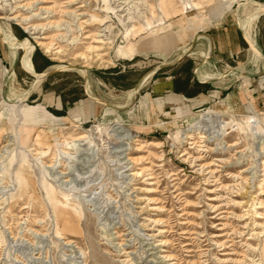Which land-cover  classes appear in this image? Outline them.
I'll use <instances>...</instances> for the list:
<instances>
[{
    "label": "rangeland",
    "instance_id": "1",
    "mask_svg": "<svg viewBox=\"0 0 264 264\" xmlns=\"http://www.w3.org/2000/svg\"><path fill=\"white\" fill-rule=\"evenodd\" d=\"M258 3L0 0V264H264Z\"/></svg>",
    "mask_w": 264,
    "mask_h": 264
},
{
    "label": "bare ground",
    "instance_id": "2",
    "mask_svg": "<svg viewBox=\"0 0 264 264\" xmlns=\"http://www.w3.org/2000/svg\"><path fill=\"white\" fill-rule=\"evenodd\" d=\"M41 1V0H40ZM256 6L254 7V8H252L253 10L252 11H247V12H245V15L243 16V21L249 26V27H251V21L255 18V17H257V15L259 14V12L260 11H263L264 10V3H258V4H255ZM45 8V7H44ZM245 10H247V9H245ZM244 14V13H243ZM253 23V22H252ZM31 25V24H30ZM38 26V25H37ZM37 26H34V25H32V27L33 28H35V27H37ZM30 27V26H29ZM26 28H27V26H26ZM253 28V27H252ZM27 30V29H26ZM35 31V30H34ZM242 32V36H243V38L245 39V41H246V43H247V46H249L250 48H248V50L252 53L251 55L253 56L254 55V53H255V55L258 57V58H262L263 56H262V54L258 51V49H257V47H255V45H254V38H253V36H252V40H250L249 38H248V36L243 32V31H241ZM11 36V35H10ZM36 38H38V40H37V44H39V45H42L43 47H47V43L43 40V39H45V36L44 35H39V36H36ZM18 43V42H17ZM211 47V46H210ZM210 53V52H209ZM211 54V53H210ZM209 54V55H210ZM183 55V54H182ZM250 56V55H249ZM251 60V59H250ZM264 60V59H263ZM203 64V63H202ZM242 69V68H241ZM80 70V69H79ZM239 70V69H238ZM243 70V69H242ZM53 71V70H52ZM152 71V70H151ZM151 71H150V73H151ZM38 75H40V74H43V72H36ZM82 74H84V72H81ZM240 73H241V71H240ZM247 74V73H246ZM39 82V81H38ZM141 83V81H139L137 84H136V86H135V88L134 89H129L127 92H126V95L128 96V98H131L132 96H134L133 94H134V92L136 91V89H137V87L139 86L140 87V84ZM95 98V97H94ZM101 101V100H100ZM105 102V101H104ZM103 102V103H104ZM106 107H111V108H115V107H117V106H112V105H110V104H106ZM118 108H120V107H118ZM123 108V107H122ZM210 113V114H209ZM212 113H213V111H207L206 113H204V114H202V116L200 117V119H202V117L203 116H209V115H212ZM257 114V113H256ZM259 116V115H258ZM212 116H210V117H208V119H206L207 121H209V119L211 118ZM257 117V116H256ZM261 119V118H260ZM259 120V119H258ZM257 120V121H258ZM223 126V125H222ZM198 128V127H197ZM84 134V133H83ZM83 134H81V135H78V136H76L75 138H73L72 139V141H74V140H78V141H80V140H84L85 139V137L87 136V135H83ZM190 135V134H189ZM189 135H186V138H189L190 136ZM197 137H199V138H204V139H206V135L205 134H203L200 130L198 131V136ZM208 139V138H207ZM77 142V141H76ZM131 160L133 161L134 160V158H132L131 157ZM51 164V163H50ZM48 166H50V165H48ZM47 167V166H46ZM52 167V166H51ZM244 170H246V169H244ZM243 171V170H242ZM62 173H64V172H62ZM51 189V188H50ZM50 189H48L49 191H50ZM259 207V206H258ZM58 217L61 219V221H62V224H63V228H64V230H68V229H71V228H74V224H73V222H72V219H71V216H70V214H69V212L65 209V208H62V207H59L58 208Z\"/></svg>",
    "mask_w": 264,
    "mask_h": 264
},
{
    "label": "crops",
    "instance_id": "3",
    "mask_svg": "<svg viewBox=\"0 0 264 264\" xmlns=\"http://www.w3.org/2000/svg\"><path fill=\"white\" fill-rule=\"evenodd\" d=\"M191 24V23H190ZM191 27H192V24L190 25ZM224 26V25H223ZM240 29H241V31H243L246 35H247V29L245 28V27H243L242 25H237ZM224 27H226V28H229L230 26H224ZM181 28H185L184 26H181ZM230 32H231V34H230ZM251 33V32H250ZM250 33H248V38L251 40L252 39V36H251V34ZM224 34V36H223V40H221L220 41V43H225V42H231V40H233V35L232 34H234V32H233V30L232 31H228V32H224L223 33ZM227 35V36H226ZM244 39V38H243ZM245 40V39H244ZM254 41V40H253ZM19 42V41H18ZM19 44H20V42H19ZM19 46H21L22 48H23V53H22V56L21 57H24V58H26L27 59V61L28 62H26V64L25 65H27V64H31V62H30V60H29V58H28V53L27 52H24V47L22 46V44H20ZM229 48H233V46H231V45H229ZM247 48H250L249 46H247ZM234 49H232V50H230L229 49V51H233ZM254 58H256V59H259L256 55H255V53H254V56H253ZM21 58H20V63H21ZM263 62V64H264V60H262ZM31 66H32V64H31ZM23 67V66H22ZM23 69L24 70H26V66H24L23 67ZM29 69V68H28ZM32 69H33V66H32ZM34 70V69H33ZM26 71H28V70H26ZM35 71V70H34ZM151 71V70H150ZM215 77H217V76H215V75H213V74H208V75H205V76H202V80H208L209 78L211 79V78H215ZM141 81V80H140ZM173 84H172V81H171V84H167V87H170V88H172V89H175L174 88V86H172ZM135 88V87H134ZM132 89V88H131ZM199 92V91H198ZM200 92H202V91H200ZM167 99V98H166ZM158 103L160 104L161 102L158 100ZM147 106H148V104H147ZM209 110H212V109H209ZM213 111V110H212Z\"/></svg>",
    "mask_w": 264,
    "mask_h": 264
}]
</instances>
